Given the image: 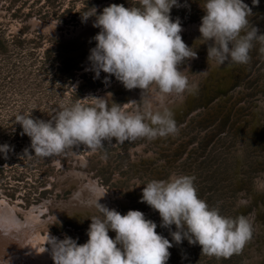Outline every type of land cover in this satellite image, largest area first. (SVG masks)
<instances>
[{"label": "rangeland", "instance_id": "1", "mask_svg": "<svg viewBox=\"0 0 264 264\" xmlns=\"http://www.w3.org/2000/svg\"><path fill=\"white\" fill-rule=\"evenodd\" d=\"M205 2L177 0L170 16L179 18L183 27L200 26ZM244 3L253 12L244 32L258 29L257 36L264 34V0L256 7L252 0ZM110 4L140 7L138 0H0V145L11 148L7 158L0 154V200L22 210L44 203L46 212L51 211L48 215L58 209L47 221L46 230L40 229L43 235L48 233L41 244L50 252L49 264H53L49 237L86 243L90 219L101 215L96 204L83 213L66 209L80 181L95 182L101 194L106 193L98 202L121 215L129 210L143 212L157 224L156 232L169 241L175 226L161 227L158 212L141 202L142 189L152 180L194 177L198 197L226 218L246 217L260 202L264 204V41L258 38L252 41L249 62L226 61L229 67L221 77L219 72L212 74L216 60L206 59L208 44L199 39V28L190 30L191 37L189 30L188 34L182 31V40L193 47L198 58L178 66L190 88L167 97L168 104L173 102L165 109L176 121L175 134L123 144L106 140L95 150L77 144L48 158L24 154L25 149L31 152L30 138L16 123L18 114L32 113L34 118L49 120L76 103L96 106L93 97L103 98L109 108L115 103L128 112L152 110L148 98L150 90L158 93L155 85L142 92L127 90L114 76L101 72L96 78L92 71L88 56L99 28L93 27L94 16L83 19L93 15L94 8L98 15ZM45 22L48 28L39 26ZM202 67L209 68L208 76ZM259 100L257 116L254 108ZM257 185L259 196L253 195ZM257 219L264 225V215ZM108 234L115 238V232ZM256 241L260 251L264 240L263 244ZM172 243L166 264H248L245 258L251 259L243 252L246 244L229 258H217L201 253L198 245H190L186 239ZM256 260L249 264H264L263 250Z\"/></svg>", "mask_w": 264, "mask_h": 264}, {"label": "clouds", "instance_id": "2", "mask_svg": "<svg viewBox=\"0 0 264 264\" xmlns=\"http://www.w3.org/2000/svg\"><path fill=\"white\" fill-rule=\"evenodd\" d=\"M138 4L140 7L127 8L110 4L98 15L94 8V14L83 19L94 16L93 27L99 28L93 38L96 45L88 56L92 71L96 78L101 72L114 76L127 90L142 92L155 85L161 98L183 94L189 82L178 66L198 56L182 40L179 18L172 20L170 16L177 0H138ZM258 5L259 0H252L253 7ZM203 11L198 30L199 39L208 44L207 60L247 64L252 41H264V34L257 36L258 29L244 32L252 7L244 0H206ZM93 98L96 106L76 103L49 120L34 118L32 113L18 114L16 123L30 138L31 152L25 149L24 154L48 158L77 144L95 150L106 140L123 144L178 132L170 110L128 112L115 103L109 108L103 98ZM10 150L8 144L0 145L5 158ZM193 181L194 177L173 175L167 180H152L142 189L141 202L158 212L160 226H175L170 232L172 241L158 234L157 224L143 212L129 210L121 215L100 204L105 193L96 200L101 215L90 219L86 243L49 237L53 264H166L172 242L180 244L185 239L209 256L229 258L239 253L252 236L251 224L243 215L226 218L210 208L198 197ZM4 223L0 218V227ZM110 230L115 238L109 236Z\"/></svg>", "mask_w": 264, "mask_h": 264}, {"label": "bare ground", "instance_id": "3", "mask_svg": "<svg viewBox=\"0 0 264 264\" xmlns=\"http://www.w3.org/2000/svg\"><path fill=\"white\" fill-rule=\"evenodd\" d=\"M33 21L35 22V18L33 19ZM34 22H33V25H36V24H34ZM36 22L38 23L37 20H36ZM39 23H41V21ZM45 23H47V22H45ZM50 23H52V22H50ZM193 24H195V23H193ZM44 25L47 26L46 28H48L49 24L48 23L43 24V25L40 24L39 26L42 27ZM76 26H78V25H76ZM83 26H84V24H83ZM80 27H81V25H80ZM80 27L79 28L76 27V28L78 30H81ZM193 27L199 28V26L197 24L194 25ZM193 27H189V26L183 27L182 26V29L184 28L183 30L187 31V34H188V30L192 31ZM43 29H45V27H43ZM191 31L188 34L189 37H191V35H190ZM71 32H72V30H71ZM75 36H74V39H75ZM80 37H82V36H80ZM84 37H85V35H84ZM78 38H79V36H78ZM186 39H188V38H186ZM206 57H207V55H206ZM190 62H192V61H190ZM225 63L224 64H219V63L216 64V62H215L214 66L212 67L213 68L212 74L219 72L220 76L223 77L222 75H225V73L229 67L228 65H225ZM202 69H203V67H202ZM208 69H206V68L203 69V72H205V74L207 76L209 75ZM189 88H190V86H189ZM150 91H151V95L148 99H150L149 100L150 106H151L150 108L152 109L153 112L163 111V110H165V108L167 106L171 105L172 97H170L171 102H170V104H168V99H169V98L167 99L168 96L165 98H161L158 93H156V92L153 93L154 91H152V90H150ZM180 99L178 101H180ZM220 99L221 98H218V100H220ZM173 100L175 101L176 99H173ZM261 101H263V100H261ZM260 107H261V102L259 100V101H257L255 108H254L256 114H257V112H259ZM257 116H258V114H257ZM261 116H262V114H261ZM256 122L257 121H255V123ZM83 176L85 177L84 174H83ZM80 182L81 183H79V185H78L79 187L76 190H74L73 196H71V198H69L70 200L65 205L67 206L66 209H68L70 211L73 208L72 210H76V212L80 211L81 213H83L84 211L92 208L93 205L96 204V200L98 199V197H100L102 194H101V189L96 186L95 182H91L90 179L88 182H85V183H83L82 181H80ZM260 191H261V188L257 185L256 189L254 190L253 195L257 194V196H259ZM240 202H245V200L243 198H240ZM62 203H64V202H62ZM47 207L48 206L43 203V204H39V205H32L28 210H22L21 207L18 206L17 204H10L9 202L4 201L3 199L0 200V218H3L6 221V223H4L2 227H0V264H49L48 263V256H49L50 252L45 250V247H44L45 245L42 246V244H41L42 240L48 239V233L46 232L43 235V232L40 231V229H44V231L46 230L47 221L52 218V215H53V217H54V215H56V212H58V209H55L54 213L52 215H48V213L50 214L51 211H49L47 213L46 212ZM61 211H64V209H62ZM263 215H264V204L262 202H260L259 208L254 210L253 214H248L246 216L247 220L249 221V223L252 226V236H253V238L251 236L250 240L246 243L247 249H243V252L245 254L248 253L249 254L248 256L251 257V259H248V257L245 258L246 261H248V264L251 261L253 263L254 262L257 263V260H256L257 257H260L262 250L264 251V246H261V250L259 251L257 249L259 245L255 244V242H257L256 240H260V242L263 244L264 225L259 223V219H257ZM45 216H46V218H45ZM254 255H256L255 258H254Z\"/></svg>", "mask_w": 264, "mask_h": 264}]
</instances>
